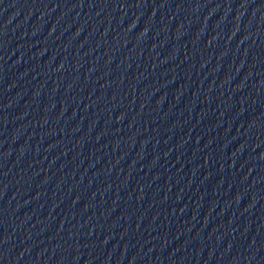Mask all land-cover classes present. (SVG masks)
<instances>
[{
  "label": "water",
  "instance_id": "water-1",
  "mask_svg": "<svg viewBox=\"0 0 264 264\" xmlns=\"http://www.w3.org/2000/svg\"><path fill=\"white\" fill-rule=\"evenodd\" d=\"M0 264H264V0H0Z\"/></svg>",
  "mask_w": 264,
  "mask_h": 264
}]
</instances>
